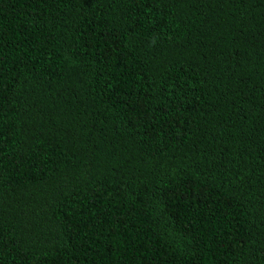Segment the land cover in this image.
I'll list each match as a JSON object with an SVG mask.
<instances>
[{
    "label": "trees",
    "instance_id": "16d2710c",
    "mask_svg": "<svg viewBox=\"0 0 264 264\" xmlns=\"http://www.w3.org/2000/svg\"><path fill=\"white\" fill-rule=\"evenodd\" d=\"M0 264H264V0H0Z\"/></svg>",
    "mask_w": 264,
    "mask_h": 264
},
{
    "label": "rangeland",
    "instance_id": "374dc122",
    "mask_svg": "<svg viewBox=\"0 0 264 264\" xmlns=\"http://www.w3.org/2000/svg\"><path fill=\"white\" fill-rule=\"evenodd\" d=\"M175 24H171V28L173 29V30H175Z\"/></svg>",
    "mask_w": 264,
    "mask_h": 264
}]
</instances>
